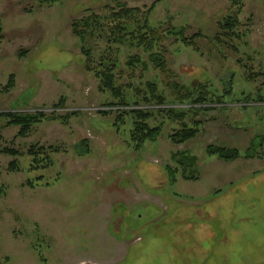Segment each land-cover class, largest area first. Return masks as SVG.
<instances>
[{"label":"rangeland","instance_id":"rangeland-1","mask_svg":"<svg viewBox=\"0 0 264 264\" xmlns=\"http://www.w3.org/2000/svg\"><path fill=\"white\" fill-rule=\"evenodd\" d=\"M115 1L59 0L47 7L0 0V90L16 77L15 88L0 94V115L75 114L67 125L46 120L26 138L0 116V150L22 154L0 153V264H264V0L245 2L239 53L216 39L230 0H118L154 7L155 28L204 36L196 50L174 38L165 46L174 81L209 86L205 106L178 104L152 67L134 81L144 91L156 83L164 107L185 113L176 119L157 105L136 106L133 91L127 92L129 108L116 105L119 99L85 69L72 25L103 15ZM103 49L94 53L97 63ZM134 56L149 62V54L123 47L121 86L130 83ZM139 108L152 113L151 128H161L141 151L131 142L133 116L121 115ZM184 125L199 128V135L174 144L171 136ZM81 145L89 155L78 156ZM31 147H45L53 165L32 170ZM210 147L238 150L241 157L223 161L209 155ZM249 150L255 158H247ZM177 154L197 159L199 180H184Z\"/></svg>","mask_w":264,"mask_h":264},{"label":"trees","instance_id":"trees-1","mask_svg":"<svg viewBox=\"0 0 264 264\" xmlns=\"http://www.w3.org/2000/svg\"><path fill=\"white\" fill-rule=\"evenodd\" d=\"M247 0H230V14L218 24L219 32L216 39L218 42L225 44L235 53H239V46L235 44L240 43L246 37L241 31L240 15L243 13L245 2ZM40 6L51 7L59 2V0H36ZM114 6H107L103 15L92 13L90 16L84 17L73 23V34L82 42V53L86 57L85 69L90 73H95L96 77L100 79V89L103 92L110 93L112 97L119 99L116 105L123 108H129L127 101V92L133 91L139 101L136 106L143 104L147 106H159L158 112H166L172 119H176L185 115V113L178 112L174 108H165L167 106L166 97L159 93V88L156 83H146L147 91L137 87L134 81L140 79L143 81L146 74L152 67L159 71L165 78V85L171 92L174 100L184 105L190 103L194 106H205L209 103L211 92L207 84L198 87H186L176 81L175 75L169 69L168 64V48L165 46L171 38L175 42L181 43L185 47L198 49L197 41L204 38L201 33H198L190 38L186 36L185 29L178 30L176 28L160 29L155 28L150 23V15L154 7L150 9L130 8L116 0ZM3 31L2 21L0 20V34ZM103 46L102 52H98V63L96 60L95 51L98 46ZM129 47L132 49H140L149 54V62L142 60L140 56H134L129 59L127 66V76L130 83L127 82L122 86L118 84V74H123L120 71V58L122 48ZM159 49V52L156 50ZM122 78V75H120ZM16 85V77L11 75L8 84L0 90V94H9ZM147 92V93H145ZM165 106V107H164ZM130 114L134 119V130L131 135V142L137 151H141L147 142H154L161 133V128H151L149 125L150 119L153 117L150 111L142 109H132L130 111H122L121 115ZM73 114L72 116H74ZM1 117L6 118L8 126L19 127L20 138H26L33 132L34 126L47 121H59L63 125H67L72 116L51 117L46 118L45 114L38 112L36 114H2ZM123 118V116H120ZM117 118L118 128L124 123L122 118ZM199 128H190L184 125L183 128L175 132L171 136L174 144H184L190 140L195 139L199 135ZM1 138V136H0ZM87 146V143L83 144ZM81 145L77 149L79 157L89 155V150ZM255 145V144H254ZM54 150L53 148H51ZM58 150L55 149L54 152ZM0 153L18 158L22 156L21 152L14 149H2ZM208 153L211 156H217L223 161H234L241 157L238 150H227L223 148L210 147ZM28 155L32 158V170H39L41 168H49L53 165V160L47 152L45 147L37 148L31 147ZM255 153L249 150L247 158H255ZM173 160L184 167L183 178L186 181H197L199 176L193 174L198 161L194 157L187 154L174 155ZM13 171L18 170L17 162L11 164ZM39 178L38 181H42Z\"/></svg>","mask_w":264,"mask_h":264}]
</instances>
